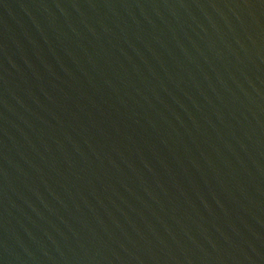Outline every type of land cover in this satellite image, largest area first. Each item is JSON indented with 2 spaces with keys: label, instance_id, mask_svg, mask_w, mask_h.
<instances>
[{
  "label": "water",
  "instance_id": "obj_1",
  "mask_svg": "<svg viewBox=\"0 0 264 264\" xmlns=\"http://www.w3.org/2000/svg\"><path fill=\"white\" fill-rule=\"evenodd\" d=\"M0 264H264V0H0Z\"/></svg>",
  "mask_w": 264,
  "mask_h": 264
}]
</instances>
